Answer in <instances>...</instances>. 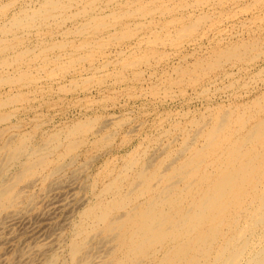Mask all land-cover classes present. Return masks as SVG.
Segmentation results:
<instances>
[{
  "label": "rangeland",
  "instance_id": "rangeland-1",
  "mask_svg": "<svg viewBox=\"0 0 264 264\" xmlns=\"http://www.w3.org/2000/svg\"><path fill=\"white\" fill-rule=\"evenodd\" d=\"M93 1L94 2L96 1V2L94 3ZM109 1L110 0H63V1L60 0V6L63 3L66 4L65 5L66 7L64 6V4L62 5L63 7H65L64 9L66 11L62 9L63 8L62 6H61L62 8L59 6L61 9L59 7L58 8L56 7L54 11H51V9H49L50 6L47 5V0H0V6H1L0 7V38H1V34L2 33L4 34L5 29H8V31L5 32L6 35H2V38L0 40L1 42L0 51L3 52V53H0L1 54L0 61H1V66L4 65L1 68L3 69V71L0 69V72H2L0 75V86H1L0 87V101L1 99L2 101H4L5 98L7 100V101L6 100L4 101L5 103L2 101L0 103V104L4 103V106L0 105V122H1L0 130L2 129V127L3 128L5 127L4 129L1 130L2 132L0 131L1 132L0 144H3L7 140L13 139L15 137H19V136L29 137L30 136L29 139L33 145L34 144L35 146L37 144L42 145L44 142H46L47 139L48 140L50 139L53 133L55 135V133L61 132V134H65L66 136L68 130L72 128L73 126H75L76 124L83 123L85 125L87 123L86 126H84V130H86L85 128H87V130L86 131L82 130L81 132H79L80 134L77 133L78 136L76 135L74 137V139H76L75 141H77L78 144L80 145V146L78 145L79 147L76 150H73L70 153H66L64 150V147H60L57 150L56 149L51 150L52 152H51L50 157L51 158L53 157L52 160L54 159L53 161L51 160L52 162H55V160L57 159L56 156H58L60 153L64 151L62 153L63 154L62 158L64 157V160L61 158L62 159L61 163H64L65 165L63 167V170L56 177H53V178L48 177L50 175V171L53 168L52 167L53 165H51L49 168L45 170V172H42L39 175V178L36 180L37 184L35 183V185L30 188L26 187L24 184V186L26 187L25 191L27 195L33 196L35 198L33 199L34 204H32V206H30L31 208L29 207L25 213L26 214L25 218L29 221L25 219L26 222L25 221L19 222L20 225H18V223L13 226L11 225L13 228L10 226L11 228L9 227L7 231L4 232L5 234L3 233L0 236V263L2 262L1 264H5V263L10 264V262L12 264H43V262L48 257L50 252H55L56 254H59L61 256L60 258H62V260L63 259L65 260V258L68 256V253H67L68 249H65L67 247L65 246L66 244L60 242V240L63 242H66L70 238L73 225L80 218L81 210L86 208L90 204V202L92 203V201L95 200V197L103 190V186H105L106 183H109V178H108L109 173H112L113 171H115V173H113L114 174L113 176H115L116 173L120 169L123 168V164L125 163V161H127L130 157L137 155L140 152H142L140 154H145L146 152L144 151L148 150V154H147L148 156H151V155L153 156L155 152L159 153V151L156 149H158L157 144L160 141L168 143V141L170 140L172 141V139H175L176 141L173 142L172 147L173 148L180 147L181 143L183 142L182 139L184 138V136L178 131H174L175 126L181 124L180 126L183 127L186 125L185 127L188 126V129L192 130L193 128L191 127L192 125L190 122L193 119H197L198 117L208 115L209 111L215 110L217 106L218 108H223V109L238 110L240 108H244V104L246 106L251 105L250 102H253L254 99H257V96L261 97L264 95L263 93L264 92V44H263L264 43V0L263 1L262 0H215V1L205 0V2L207 1L210 3L212 2L211 4L208 2L207 4H205L203 0L201 2L203 6H200V7L199 5L201 4H198L200 3V0L199 1L190 0V2L189 0L188 2L186 0L185 1L181 0L184 2H181L180 0H157V1L154 0L155 1L154 3H153V0H132L133 1L132 5L131 3H129V2H132L130 0H128L129 2L127 0H116V1L114 0L113 2L112 0L110 2ZM125 1L128 2L129 6L127 3H125ZM196 1L198 2L196 3ZM161 2L163 3L165 2L164 4L166 5H164ZM8 3L10 4L15 3V4L12 5V7H9L11 5ZM92 3L93 5H91ZM122 3L127 4V5L125 6ZM152 3L156 6L154 7ZM190 3L192 5L195 4L196 6L195 5L192 6ZM184 4L188 5L187 8H186V5L184 6ZM197 4H198V7H197ZM6 5H8V7ZM5 6L7 9H5ZM189 6H192L194 10L192 9V7H189ZM43 7L45 8V10ZM46 7L48 8L46 9ZM142 7H146V8H142ZM177 7H179L178 8L179 10L174 11V10H177ZM131 8L135 9V10L133 9L134 12L131 11L132 10ZM31 9H33L35 12H32L33 10ZM84 9L91 10V12L85 11ZM171 9H173V12L170 11ZM18 10L21 11L22 13L21 15ZM30 10H31V14H30ZM42 10L43 12L45 11L44 12L45 14L41 12ZM47 10H49L50 12ZM118 10L120 11L118 12ZM212 10L214 11L212 12ZM36 11H39L37 12V14H40V13L41 14L37 16V14H35ZM129 11L132 13H130ZM23 12L26 14H24ZM83 12H88V13L86 14ZM116 12L118 13L119 17L118 15H115ZM18 13L20 16H22V18L19 17ZM82 13H83V16H82ZM129 13L130 15L134 13L133 14L134 17L128 15ZM14 14L17 15L16 17L17 19L19 18L20 20L27 19L25 23L27 25L29 24V26L32 25V28L30 29L28 28V26L24 27L23 25L22 27L20 25L21 28H23L24 30L23 29L17 30L19 26L16 27V25L18 24L16 23V21H13V17L16 16ZM28 14H30V16H28ZM32 14L34 15L33 18L35 19L31 18ZM123 14H126L125 17L123 16ZM193 14H198L199 16L197 15V17L199 18H196V15H193ZM24 15L26 16L23 17ZM97 15L98 16L105 15L104 17H106V19L102 17L105 20V21L102 20L103 23L101 24L103 26H101L100 23L98 24L100 25L98 29L100 32L97 31L96 34L95 33L92 34L91 32L94 30L93 28L95 24L92 23L91 25L90 20L91 18H93L94 16L96 17ZM113 15L116 16V18H114ZM175 15L177 16V18H175L176 17ZM202 15H204V17ZM27 16L29 17V20ZM107 16L109 17L107 18ZM111 16H113V18ZM173 16H174V20L177 19L178 21L176 20V23H172L171 25L170 23L172 21L175 22L174 20H172ZM42 17L43 18L46 17L47 20L43 19ZM117 17L121 20L119 21L116 20L118 19ZM184 17L185 19L183 22V20L181 21V18H184ZM11 18L13 22L10 21ZM16 18L14 17V20ZM200 18H202L203 20H201ZM199 19L200 21H198ZM33 20L35 22H33ZM196 20L198 23L196 22ZM6 22L8 23L10 22V24ZM38 22H40V24ZM193 22L196 25H193L194 24ZM104 23L108 26L106 25L104 26ZM186 23L188 26L185 25ZM142 24H143V27H142ZM174 24H178V25H174ZM190 24H192L193 28L189 27ZM8 25L10 26L8 27ZM90 25L91 27H89ZM82 27L89 30L88 35H86L85 33L84 34L82 33V30H83ZM183 27H184V30L187 28L188 29L190 28V31L188 29L186 31L182 30ZM12 28H14V30ZM10 29L13 30L15 33L11 31ZM166 29L168 31H166ZM179 29L182 30L183 33H186V34L182 33L183 36L186 37L185 38L186 40H183L181 38L182 34L178 35L179 34L178 32H181ZM193 29L198 32L196 33V31H193ZM125 30L126 32H124ZM151 30L153 31L151 32ZM176 30H178V32H176ZM187 31L190 33L187 34ZM8 32L10 34H7ZM128 32H130L131 34ZM165 33L166 35H168V38H166L167 36L164 35ZM191 33L193 35L195 34L194 35L195 37ZM157 35L158 37H156ZM159 35L162 37H160ZM127 36H129V39H126ZM257 36H258V39H257ZM187 37H190V38H187ZM163 38H166V39L164 40ZM249 38L251 39L249 40ZM252 38H254L255 41L252 40ZM2 39L4 42L2 41ZM145 39L147 40L145 41ZM157 39H160V40L163 39L162 40L163 44L160 42L158 43V45L155 46V43L157 44V42H159V40L157 41ZM242 39H244L245 43L247 42L246 44H254V42L255 43L257 42L256 45L259 46L260 48L257 47L256 49L250 50L251 53L249 51L247 53L245 52L246 55L244 56L247 57V59L244 57L243 61H232L233 64L231 63V61L230 63H228L229 61L223 62L224 66L221 63L220 66H218V68L220 67V69L216 68V70L214 71L210 69L209 71L207 69L206 70L207 72L205 70H199L200 72L202 71L201 74L203 73L202 74L203 76L202 75L198 76L195 72V74L192 75L193 77L191 78L194 79V76L195 77L198 76V78H195L194 80L191 79L194 81L193 84L190 83L191 81L190 82L188 81V78L187 79L185 78L186 80L179 81L183 79V77L178 78L179 76H182V75H179L180 69L183 70L187 66L188 67L190 66L189 68H192V67L195 68L194 65L200 59H202L208 66L210 62L212 63L214 61V59H208L209 58V56H207L208 53L210 54V57H212L211 54L214 52V51L211 52L212 50L218 49L219 47H226L232 44L231 42H233V44H237V42L239 41L238 43L242 44L243 42ZM10 40L12 41L11 43H9ZM37 40L39 43L37 42ZM40 40H41V43L42 41L44 43L40 44ZM65 40L67 42L69 40L70 41L67 44ZM150 40L152 43L149 42ZM89 42H91L92 47L94 46L93 48L94 50H91L92 48H90ZM142 42L144 43L142 44ZM103 43L105 46L99 45ZM107 43H109V45ZM14 44L16 46L20 45L21 47L17 46V48L15 49L16 46H14ZM53 44L54 45L57 44V46L60 44L59 47L63 45L62 46L63 48L62 47L59 48L55 45L56 48L53 49L54 48ZM96 44L97 46L102 47V48L98 50L99 47H96ZM85 45L89 47H85ZM12 46H14V48ZM51 46H52V49H50ZM82 46L85 50L82 49ZM7 47H10V48L7 49ZM75 47L79 49L76 52H75ZM80 47L82 50H80ZM204 47L205 49H203ZM33 48L35 49L33 50ZM42 48L43 49L45 48V49L43 50ZM200 48L203 50H201ZM211 48H214V49H211ZM4 49L5 51L7 49L8 53L4 52ZM41 49L43 50V52L41 51ZM46 49L48 50L46 51ZM134 49L136 50L135 53H134ZM137 49L139 50L137 51ZM157 49L161 52H159ZM259 49H262L263 52ZM14 50H16V52ZM88 50H90L92 53L90 51L88 52ZM19 51L22 52L23 55L19 54L20 53ZM86 51H87V54H86ZM122 51L124 52L122 53ZM119 52L122 53L123 57L120 54H118ZM254 52L256 53V55L254 54ZM15 53H17L18 56L19 55L23 56V57L19 56V59L22 58L21 61L18 60V56H15L16 55ZM75 53L76 55L74 56ZM89 53H91V56L89 55ZM163 53H164V56H163ZM35 54L38 56L35 57L34 56ZM66 54H69V56H67ZM80 54L82 56L84 55L83 57L88 58V59H85L82 62L81 60H83V57L80 56ZM92 54L95 56L94 57L95 59L92 58L93 57ZM154 54H157V55L147 58L148 56H152ZM191 54H194V55H191ZM10 55H12V58L10 57ZM61 55H62V58L61 57L59 58V56ZM117 55L118 56L120 55L121 57H118ZM160 55L163 56L162 57L163 59L160 57ZM204 55L208 58H206ZM1 56H3L4 58L2 59ZM79 56L82 58L80 59ZM156 56L157 57L159 56L158 57L159 59ZM7 57L9 58V60ZM75 57H79V59ZM6 58H7V62H5L4 64L3 60H5ZM15 58H17L16 59L17 61L15 60ZM212 58H214V56ZM10 59L12 61H10ZM38 59H40L41 61ZM72 59L79 60V62L76 61L74 63V60ZM148 60L150 63L148 62ZM208 60L209 61L212 60V61L209 62ZM9 61L10 63L12 62L13 64L10 65ZM13 61L16 62V64ZM18 61L20 63H18ZM45 61H46V64H45ZM110 61L112 62V64ZM133 61L134 62L136 61V63L138 61H141V62L144 61V62L143 63L140 62L141 65L138 62L137 66L138 65L139 66L133 68L132 65L136 66V63L135 65L134 63H132ZM35 63H37L38 65ZM235 63H237V65ZM26 64L29 65L28 68L26 67ZM49 64L51 66H49ZM127 64L130 65V67ZM143 64H145L146 66ZM189 64H192V66ZM44 65H45V68L43 67ZM233 65L235 66V68ZM17 66L21 68H18ZM56 66L57 68H55ZM102 67H105V68H103L102 70ZM52 68L54 70H52ZM62 69H63V72H62ZM23 70L26 71V73L29 74L30 76L28 75L27 77L26 75L24 76ZM51 70L53 71V73L55 72V74H53ZM199 71H197L198 74L200 73ZM135 72H137L136 74L139 77H137ZM176 72L178 75L175 74ZM204 72H205V75H204ZM48 73H52V74H48ZM115 75L116 76L118 75V76L115 77ZM225 75H229V76L225 77ZM257 75H260V76H257ZM2 76L6 77L4 79L11 78L9 80L10 81L12 80L13 82L17 81V79L19 80L21 77L22 78L20 79L21 80L20 83L15 82L16 85L15 83L11 85L12 82L11 84L9 82V85H8L4 82V79ZM13 76L16 78L12 79ZM23 76L24 78L26 77V79L27 78L28 79L27 80L24 79ZM83 77L84 78L86 77L88 79L86 78L84 79ZM176 77L178 81H176L177 80ZM22 79L26 81H22ZM30 80L34 82H31ZM171 80L172 81L175 80L173 82H176L178 84L173 83ZM1 82H4V83H1ZM73 83H75L76 85H74ZM186 83L188 84V86H186L187 85ZM167 84L168 85L170 84V85L167 87ZM173 84L176 86L175 87L171 86ZM196 84L198 85L197 87H196ZM183 90H185L184 93H183ZM14 93L16 95H19L20 97L15 96ZM8 96L13 97V98H10V99H13L12 100L13 102L8 101L10 100V99H7ZM14 99H17V100L19 99V100L16 103V100L14 101ZM21 99H25L24 103H23V100L21 101ZM7 102H9L8 104H11V103L12 104L8 105ZM207 106H210V107H207ZM14 111L18 114H16ZM6 112L11 115V118L9 115L8 116L6 115V118H5V114H7ZM1 115L3 117H1ZM8 120H10L11 122ZM12 126L13 128L11 129ZM89 126L91 128L90 130H88ZM5 129L7 131L6 135H4L6 132ZM171 131H173L174 133L172 132L173 133L172 135L170 133L168 134V132H171ZM161 133L163 135L166 134L167 136L166 135L163 136ZM46 135H49V136H46ZM177 136L179 137V140ZM156 140L159 142L156 143ZM146 147H149V148H146ZM161 148L163 147H160L159 149ZM78 154H79V157H78ZM72 160H76L75 161L76 164ZM70 163L71 164L74 163V165L72 164L68 166ZM44 173L45 175H47V178H48V179L46 178V180L43 179ZM57 182L58 184H56ZM49 187L50 189H48ZM44 194L47 196L44 197L45 196ZM2 236L3 237L5 236L4 239ZM57 242L59 243L60 246L58 245ZM43 243L45 247L43 246ZM36 249L39 251H37ZM21 252L25 254L26 258L24 255L21 256ZM32 253L33 255H31ZM40 253L42 255H40ZM103 254L104 252L101 255ZM17 257L20 260L16 259ZM98 261H99L98 262L99 264L102 263L100 260ZM104 261H105V258H103V263L105 264Z\"/></svg>",
  "mask_w": 264,
  "mask_h": 264
},
{
  "label": "bare ground",
  "instance_id": "bare-ground-1",
  "mask_svg": "<svg viewBox=\"0 0 264 264\" xmlns=\"http://www.w3.org/2000/svg\"><path fill=\"white\" fill-rule=\"evenodd\" d=\"M113 1L114 0H112V2ZM130 1H132V0H130ZM155 1H157V0H155ZM155 1L153 0V3ZM184 1H181V2H184ZM186 1L188 2V0H186ZM198 1H196V3ZM202 1L203 0H200V3H198V4H201ZM128 2L125 1V3H127V4H128ZM189 2H190V0H189ZM204 2H205V0H204ZM207 2H205V4H207ZM129 3H131V5H132L133 1L129 2ZM153 3H152V5L155 7L156 5H154ZM161 3H163V2H161ZM208 3H210V2H208ZM8 4H10V3H8ZM14 4H10L11 6H9V7H12V5H14ZM122 4H124V3H122ZM127 4H124V5L126 6ZM156 4H157V2H156ZM186 4H184V6ZM198 4H197V7H198ZM47 5L50 6L49 9H51V11H54V9L56 7L58 8L60 6V0L59 1L58 0H47ZM65 5L66 4H64V6ZM91 5H93V3ZM164 5H166V4H164ZM194 5H192V6H194ZM6 6L8 7V5H6ZM6 6H5V9H7ZM128 6H129V4H128ZM181 6H179V7H181ZM187 6L188 5H186V8H187ZM192 6H189V7H192ZM200 6H203V5L201 4V5H199V7ZM65 7H63L62 9H64ZM175 7H176V5H175ZM179 7H177V10H174V11H178ZM47 8L48 7H46V9ZM142 8H146V7H142ZM133 9L131 11L134 12L135 9L134 10ZM192 9H193V7H192ZM31 10H33V9H31ZM31 10H30V14H31ZM44 10H45V8H44ZM84 10L91 12V10H86V9H84ZM161 10H162V8H161ZM25 11H27V10H25ZM47 11H49V10H47ZM57 11H59V10H57ZM119 11L120 10H118V12ZM170 11L173 12V9H171ZM213 11L214 10H212V12ZM19 12L21 15L22 14L21 11H19ZM32 12H35V11L33 10ZM37 12H39V11H36L35 14H37ZM41 12H43V10ZM99 12H101V11H99ZM156 12H158V11H156ZM27 13H29V12H27ZM83 13L87 14L88 12H83ZM83 13H82V16H83ZM116 13H115V15H118V13L117 14ZM120 13H122V12H120ZM130 13H132V12H130ZM130 13L128 15H130ZM135 13H136V11H135ZM16 14H14V15H16ZM24 14H26V13H24ZM30 14H28V16H30ZM33 14L31 16V18L35 19V18H33L34 17ZM40 14H37V16ZM79 14H80V12H79ZM133 14L130 16H133ZM161 14H163V13H161ZM14 15H12V16H14ZM18 15H19V13H18ZM20 15H19V17L22 18V16H20ZM90 15H91V13H90ZM125 15L126 14H123L124 17H125ZM193 15H196V18H199V17H197L198 14H193ZM204 15H206V14H204ZM204 15H202V16L204 17ZM25 16L26 15H24L23 17H25ZM104 16H101V15L98 16L97 15L96 17L94 16L93 18H91L90 24L92 25V23H93L96 25V26L94 25V28H93L94 30L91 32L92 34L93 33L96 34L97 31L100 32L98 29H99L100 25L103 26L101 23H103L102 20L106 19V17H104ZM113 16H111V17L113 18ZM123 16H121V17H123ZM157 16H159V15H157ZM14 17L16 18L17 15ZM14 17H13V21H16V23L18 24V25H16V27L19 26L18 29L16 28L17 30H19V29L22 30L23 29V28H21L22 25L24 27L28 26V28H30V29L32 28L31 24H30L31 26H29V24L27 25L25 23V21L27 19L26 20H24V19L20 20V18L19 19L16 18L14 20ZM108 17L109 16H107V18ZM118 17H119V15H118ZM185 17H186V15H185ZM185 17L181 18V21L183 20V22H184ZM190 17H192V16H190ZM114 18H116V16H114ZM175 18H177V16ZM43 19L47 20L46 17ZM200 19L203 20L202 18H200ZM200 19L198 21H200ZM28 20H29V17H28ZM116 20L119 21L121 19L118 18ZM172 20H174V16L172 17ZM176 20L177 19L174 20L175 22H173V21L172 22L169 21V22H171L170 24L172 25V23H176ZM10 21H12V18ZM33 22H35V21L33 20ZM95 22L96 23L98 22V23L96 24ZM196 22H197V20H196ZM6 23H8V22H6ZM16 23H14V24H16ZM38 23L40 24V22H38ZM99 23H100V25H98ZM201 23H203V22H201ZM8 24H10V22ZM134 24H136V23H134ZM91 25L89 27H91ZM105 25L106 24L104 23V26ZM174 25H178V24H174ZM185 25L188 26L187 23ZM193 25H196V24L194 23ZM9 26L10 25H8V27ZM106 26H108V25H106ZM112 26H113V24H112ZM137 26H138V24H137ZM89 27H87V28H89ZM142 27H143V24H142ZM184 27L182 30H184ZM189 27L193 28L192 24H190ZM197 27H198V25H197ZM5 28H7V27H5ZM14 28H12V29L14 30ZM30 29H29V31H30ZM187 29H185L184 31H186ZM13 30H11V31H13ZM86 30H87L86 28H83L82 33L83 34L85 33L86 35H88L89 30H87V31ZM153 30H151V32ZM182 30H180L181 32H178V30H176V32L179 33L178 35L183 33ZM188 30L190 31V28ZM6 31H8V29H5L4 34L3 33L1 34V38H2V35H6L5 34ZM11 31H9V32H11ZM166 31H168V30L166 29ZM193 31H196V30L193 29ZM9 32L7 34H10ZM124 32H126V30ZM197 32L198 31H196V33ZM51 33H53V32H51ZM76 33H77V31H76ZM78 33H79V31H78ZM128 33H130V32H128ZM188 33H190V32L187 31V34ZM132 34H133V32H132ZM153 34H152V36H153ZM183 34H186V33H183ZM183 34H182L181 38L183 40H186L185 39L186 37H184ZM191 34H189V35H191ZM109 35H111V34H109ZM164 35H166V33ZM166 36H167L166 38H168V35H166ZM79 37H80V35H79ZM156 37H158V35ZM160 37H162V36H160ZM1 38H0V40H1ZM16 38H17V36H16ZM146 38H148V37H146ZM166 38H163V39L165 40ZM187 38H190V37H187ZM262 38H263V36H262ZM39 39H40V37H39ZM107 39H109V38H107ZM126 39H129V36H127ZM163 39H161V40L157 39V41L159 40V42H157V44L154 42L155 46L158 45V43H160V42L162 43ZM250 39L251 38H249V40ZM257 39H258V36H257ZM41 40H40V44L44 43L43 41L41 43ZM146 40L147 39H145V41ZM242 40H243V42L241 41L242 44L238 43L239 41L238 42L236 41L237 44H233V42H231L232 44H230L228 46L225 45L226 47H219L218 49H214L215 47L211 48V49H214L211 51V52L214 51L211 54L212 57L214 56V58L210 57L209 53H208L209 55L207 54V56H209V58L205 56L206 54L204 55L208 59H214V61L212 63L210 62L212 60H210V61L208 60L210 62V64L208 63L209 64L208 66L202 59H200L199 61L196 62V64L194 65L195 68L192 67L193 70H192V68H189L190 66L189 67L187 66L188 64L186 65L187 67H185L183 65L185 67L183 70L180 69V72L177 70L179 72V75H182V76H179L178 78L183 77V79L179 80V81H183V80H186L188 78V81L189 82L191 81L190 83L193 84L194 83L193 80L195 78H198V76L203 74V73L201 74L202 71L200 72L199 70H205L206 71L208 69V71H209V69H210V70L214 71V70H216V68H218V66H220L221 63L223 65V62L229 61L228 63H230V61H231V63L233 64L232 61H243V58L245 57L244 55H246L245 52L246 53L248 51L250 52V50H253V49H256L257 47H259L256 45L257 42L256 43L254 42L255 41L254 38H252V40H254L253 41L254 44H246L247 42L245 43L244 39H242ZM2 41H3V39H2ZM69 41L68 42L66 41L67 44L69 43ZM126 41H128V40H126ZM220 41H222V40H220ZM11 42L12 41L10 40L9 43H11ZM37 42H38V40H37ZM149 42L152 43L151 40ZM5 43H6V41H5ZM109 43H107V44L109 45ZM143 43L144 42H142V44ZM154 43H153V45H154ZM218 43H220V42H218ZM225 43H227V42H225ZM259 43H261V42H259ZM89 44H90V48H92L91 50H94L93 49L94 46L93 47L91 46V42H89ZM162 44H160V45H162ZM55 45L57 46V44H55ZM55 45L53 44V46H54L53 49L56 48ZM99 45L105 46L104 43L99 44ZM5 46H6V44H5ZM14 46H16V45L14 44ZM14 46H12V47L14 48ZM17 46L15 47V49L17 48ZM59 46H60V44L57 47H59ZM62 46L63 45H61V47ZM64 46H66V45H64ZM18 47H21V46L19 45ZM61 47H59V48H61ZM85 47H89V46L85 45ZM96 47H99V46H97V44H96ZM8 48H10V47H7V49ZM100 48H102V47H99L98 50ZM7 49H6V51L4 49V52L8 53ZM34 49L35 48H33V50ZM42 49H41V51L43 52L44 49L43 50ZM50 49H52V46ZM82 49H84L83 46H82ZM82 49L80 47V50H82ZM130 49H131V47H130ZM139 49H137V51ZM203 49H205V47ZM203 49H201V50H203ZM29 50H27V51H29ZM47 50L48 49H46V51ZM77 50H79V49H77V47H75V52ZM86 50H87V48H86ZM259 50H261L263 52L262 49H259ZM14 51L16 52V50H14ZM14 51H12V52H14ZM20 51H22V50H20ZM31 51H30V53H31ZM89 51L90 50H88V52ZM135 51L136 50L134 49V53H135ZM144 51H145V49H144ZM22 52H24V51H22ZM22 52H20L19 54H22ZM123 52L124 51H122V53ZM159 52H161V51H159ZM0 53H3V52L0 51ZM9 53H10V51H9ZM91 53H89L90 56H91ZM122 53L119 52L118 54H120L122 56ZM148 53H149V51H148ZM261 53H260V55H261ZM15 54H16L15 56H18L17 53H15ZM86 54H87V51H86ZM146 54H147V52H146ZM254 54L256 55L255 52H254ZM13 55H14V53H13ZM26 55H28V54H26ZM66 55L69 56V54H66ZM75 55H76V53L74 54V56ZM120 55L119 56L117 55V56L121 57ZM134 55H136V54H134ZM155 55H157V54H154L152 56H148L147 58L153 57ZM191 55H194V54H191ZM4 56H5V54H4ZM19 56H18V60L21 61L22 58L19 59ZM34 56L36 57L38 55L35 54ZM80 56H82V55L80 54ZM86 56H88V55H86ZM92 56H93L92 58L95 57L93 54H92ZM146 56H145V58H146ZM163 56H164V53H163ZM163 56L160 55L161 58ZM1 57H2V59L4 58L3 56H1ZM10 57L12 58V55H10ZM31 57H33V56H31ZM60 57L62 58V55L59 56V58ZM79 57H75V58L79 59ZM82 57H80V59ZM261 57H262V55H261ZM7 58L5 60H3L4 62L2 61L4 64H5V62H7ZM167 58H168V56H167ZM202 58H203V56H202ZM245 58L247 59V57H245ZM16 59L17 58H15V60ZM30 59H28V60H30ZM74 59H72V60H74ZM85 59H88V58L83 57V60H81V61L83 62ZM121 59H123V58H121ZM144 59H142V60H144ZM184 59H186V58H184ZM8 60H9V58H8ZM38 60H40V59H38ZM187 60H188V58H187ZM10 61H12V60L10 59ZM10 61H9V64L10 65L13 64L12 62L10 63ZM76 61L79 62V60H74V63ZM146 61H147V59H146ZM108 62H109V60H108ZM138 62L140 64L141 61H138ZM143 62L144 61H142L141 63H143ZM148 62H149V60H148ZM14 63L16 64V62H14ZM18 63H20V62L18 61ZM132 63H134V65H135L136 61L135 62L133 61ZM132 63H131V65H132ZM137 63H136V66L132 65V67L133 68L138 67L139 65L137 66ZM6 64H8V63H6ZM35 64H37V63H35ZM42 64H43V62H42ZM45 64H46V61H45ZM111 64H112V62H111ZM145 64H143V65H145ZM235 64L237 65V63H235ZM244 64H246V63H244ZM247 64H248V62H247ZM30 65H32V64H30ZM189 65L192 66V64H189ZM3 66H1V61H0V69ZM28 66L29 65L26 64L27 68H28ZM49 66H51V65L49 64ZM128 66L130 67V65H128ZM150 66H151V64H150ZM183 66H181V67H183ZM223 66H221V67H223ZM43 67L45 68V65ZM105 67H102V70ZM18 68H21V67H18ZM55 68H57V66ZM234 68H235V66H234ZM22 69H23V67H22ZM218 69H220V67ZM1 70L3 71V69H1ZM40 70H41V68H40ZM52 70H54V69L52 68ZM64 70H66V69H64ZM174 71H176V70H174ZM197 71H199L200 73L198 74ZM49 72H50V70H49ZM62 72H63V69H62ZM195 72L198 76H196V77L194 76V79H193L191 77H193L192 75H194ZM1 73L2 72H0V75H1ZM52 73H53V71H52ZM52 73H48V74H52ZM136 73L137 72H135V74ZM170 73H172V72H170ZM208 73H210V72H208ZM19 74H20V72H19ZM19 74H18V76H19ZM53 74H55V72ZM175 74H177V72ZM5 75H3V76H5ZM23 75L24 76L26 75V77H27V75L30 76L24 70H23ZM204 75H205V72H204ZM14 76L12 77V79L16 78ZM18 76H17V78H18ZM24 76H23V78H24ZM117 76L115 75V77H117ZM140 76H142V75H140ZM154 76H156V75H154ZM226 76H229V75H225V77ZM257 76H260V75H257ZM9 77H11V76H9ZM26 77L24 79H26ZM137 77H139V76L137 75ZM225 77H223V78H225ZM4 78H6V77H3V79ZM9 79H11V78H9ZM9 79H4V82L8 85H9V82H10V84L12 82L11 85H13L15 82L20 83V81H21L20 79L19 80L17 79V81L13 82L12 80L10 81ZM86 79H88V78H86ZM170 79H172V78H170ZM176 79H177V77H176ZM191 79H193V80H191ZM26 80L22 79V81H26ZM206 80H207V78H206ZM173 81H175V80H173ZM176 81H178V79ZM4 82H1V83H4ZM31 82H34V81H31ZM16 83H15V85H16ZM173 83H176V82H173ZM73 84L76 85L75 83H73ZM176 84H178V83H176ZM169 85L167 84V87ZM171 86L175 87L176 85L173 84ZM186 86H188V84ZM197 86L198 85L196 84V87ZM222 87H224V86H222ZM18 88H20V87H18ZM171 89H173V88H171ZM210 89H209V91H210ZM36 91H37V89H36ZM67 92H69V91H67ZM184 92H185V90H183V93ZM6 93H8V92H6ZM30 95H32V94H30ZM15 96L20 97L19 95H16V94H15ZM258 97L259 96H257V99H254L253 102H250L251 105L246 106L244 104V108H240L238 110H236V109H232V110L231 109L230 110L229 109H223V108H218V106L216 107L215 110H210V111L208 110L209 111L208 115L198 117L197 119H193L190 122L192 125L191 127L193 128V129L191 128L192 130H189L188 126L185 127L186 125L183 127L180 126L181 124L175 126L174 131H178L179 133H181L184 136V138L182 139L183 142L181 143L180 147H178V148L172 147L173 142L176 141L175 139H172V141L171 140L168 141V143L167 142H161V141H160L161 142L160 143L159 141H157L159 139L158 138L156 140V143L157 142H159V143L157 144L158 149H156V150H158L159 153L155 152V154H153V156L147 155L148 150L144 151V152H146L145 154H140L142 152H140L138 154L136 153L137 155H134V156L130 157L127 161H125V163L123 164V168L120 169L116 173L115 176H113L114 175L113 173H115V171H113L112 173H109L108 174L109 183H106L105 186H103V190L95 197V200L92 201V203L90 202V204L86 208L81 210L80 218L73 225V229H72V233L70 235V238L66 242H63L60 240V242L66 244L65 246H67V247L65 249H68V251H67L68 256L65 258V260L64 259L62 260V258H60L61 256L59 254H56L55 252L49 251L50 253H49L48 257L45 259V261L43 262V264H99L98 260H100L102 262L101 264H104L103 258H105V261H104L105 264H264V95L259 97V98ZM10 98H13V97L8 96L7 99H10ZM255 98H256V96H255ZM5 100H6V98H5ZM12 100L13 99H10L8 101L13 102ZM15 100L17 103L19 99L18 100L14 99V101ZM22 100L24 103L25 99H21V101ZM1 101H2V99H1ZM1 101H0V103H1ZM4 101H2V102H4ZM9 102H7V104ZM4 103H2L0 105L4 106ZM11 104H8V105H11ZM240 106H242V105H240ZM207 107H210V106H207ZM212 107H214V106H212ZM17 110H19V109H17ZM16 114H18V113H16ZM6 115L7 116L9 115L11 118V115L8 113L5 114V118H6ZM202 115H203V113H202ZM170 116H172V115H170ZM1 117H3V116L1 115ZM8 121H10V120H8ZM86 124L85 125L83 123L76 124L75 126H73L72 128H70L68 130L66 136H65V134H61V132L55 133V135L53 133L52 136L50 137V139L49 140L47 139L48 141L45 138L46 142H44L42 145L37 144L35 146V144L33 145L30 142V139H29L30 136L27 137V136L23 135L24 137H21V136H19V134H18L19 137H15L13 139L7 140L3 144H0V236L5 231H7V229L11 225L13 226V225H16L17 223H18V225H20L19 222L25 221V219H26L25 213H26L27 209L30 206H32V204H34L33 199H35L33 196L27 195V193L25 191L26 187L30 188V187L34 186L35 183L37 182L36 180L39 178V175L42 172H45V170L47 168H49L51 165H53L52 166L53 168L50 171V175L47 173L49 175L48 177H52V178L56 177L63 170V167L65 164L61 163V160L62 159L64 160V157L62 158V156H63L62 153L64 151L62 150L63 152L60 153L58 156H56L57 159L55 160V162H52L54 159L52 160L53 157L52 158L50 157L51 152H52L51 150L52 149L57 150L60 147H64V150L66 153H70L73 150H76L80 145L78 144L77 141H75L76 139H74V137L77 135V133L84 130V126H86ZM0 125H1V122H0ZM2 125H3V123H2ZM41 125H42V123H41ZM4 128L2 127V129H4ZM12 128H13V126L11 127V129ZM85 129L87 130V128H85ZM90 129L91 128L89 126L88 130H90ZM86 130H84V131H86ZM5 131H6V129H5ZM59 131H61V130H59ZM1 132H0V138H1ZM172 132L173 131L168 132V134L170 133L172 135L174 133V132L173 133ZM6 133H7V131L5 132L4 135H6ZM36 134H37V132H36ZM166 134H167V132H166ZM165 135H163V136H165ZM46 136H49V135H46ZM111 136H113V135H111ZM179 136H180V134H179ZM47 138H49V137H47ZM78 140H80V139H78ZM178 140H179V137H178ZM153 143H155V142H153ZM160 147H163V148L159 149ZM146 148H149V147H146ZM101 149H103V148H101ZM64 155H66V154H64ZM70 157H71V155H70ZM78 157H79V154H78ZM72 161H74V163H75L76 160H72ZM74 163H72V164L74 165ZM72 164L70 163L68 166H70ZM66 167H67V165H66ZM80 172H82V171H80ZM46 178H47V175H45V173H44L43 179L46 180ZM55 181H56V179H55ZM57 181H58V179H57ZM24 184L26 187L24 186ZM56 184H58V182ZM59 184H61V183H59ZM51 186H52V184H51ZM48 189H50V187ZM57 189H59V188H57ZM46 196L47 195H45L44 197H46ZM29 211H30V209H29ZM41 217H42V215H41ZM27 221H29V220H27ZM4 237H3V239H4ZM8 239H9V237H8ZM7 243H9V242H7ZM58 245H59V243H58ZM43 246H44V243H43ZM25 248H27V247H25ZM40 249H41V247H40ZM37 251H39V250H37ZM22 252H24V251H22ZM22 252H21V256L22 255L25 256V254ZM103 252H104V254L101 255ZM31 255H33V253ZM40 255H42V254L40 253ZM25 258H26V256H25ZM16 259H19V258L17 257ZM42 259H43V257H42ZM10 264H12V263L10 262Z\"/></svg>",
  "mask_w": 264,
  "mask_h": 264
}]
</instances>
